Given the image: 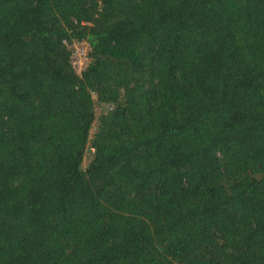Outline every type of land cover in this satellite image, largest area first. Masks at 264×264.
<instances>
[{"label": "trees", "instance_id": "1", "mask_svg": "<svg viewBox=\"0 0 264 264\" xmlns=\"http://www.w3.org/2000/svg\"><path fill=\"white\" fill-rule=\"evenodd\" d=\"M0 264H264V0H0Z\"/></svg>", "mask_w": 264, "mask_h": 264}, {"label": "built area", "instance_id": "2", "mask_svg": "<svg viewBox=\"0 0 264 264\" xmlns=\"http://www.w3.org/2000/svg\"><path fill=\"white\" fill-rule=\"evenodd\" d=\"M63 42L70 50L69 61L72 68L76 73L80 74L81 71L88 65L91 58L90 45L88 41L85 38H72L70 40L64 39ZM109 108H111V106H109Z\"/></svg>", "mask_w": 264, "mask_h": 264}, {"label": "rangeland", "instance_id": "3", "mask_svg": "<svg viewBox=\"0 0 264 264\" xmlns=\"http://www.w3.org/2000/svg\"><path fill=\"white\" fill-rule=\"evenodd\" d=\"M98 112H99V109L96 107V112H95V114H98ZM95 125H96V122H95V120L93 121V125H92V127H91V129H90V137H91V134H92V132L94 131V129H95ZM88 153L85 155V158L83 159V165L87 162V160H88Z\"/></svg>", "mask_w": 264, "mask_h": 264}]
</instances>
